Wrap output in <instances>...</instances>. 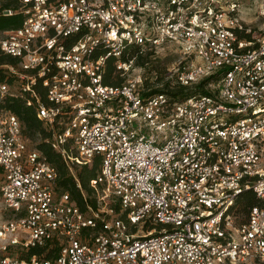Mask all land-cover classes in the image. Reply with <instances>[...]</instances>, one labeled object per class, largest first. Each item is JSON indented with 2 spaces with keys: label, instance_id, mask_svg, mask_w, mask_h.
Here are the masks:
<instances>
[{
  "label": "built area",
  "instance_id": "1",
  "mask_svg": "<svg viewBox=\"0 0 264 264\" xmlns=\"http://www.w3.org/2000/svg\"><path fill=\"white\" fill-rule=\"evenodd\" d=\"M11 1L0 12L23 21L0 31V50L18 61L8 67L19 90L0 81V103L24 98L68 164L101 163L97 207L84 211L0 108V196L12 213L0 264H264V208L236 212L245 191L264 200V28L251 36L239 2ZM170 43L184 58L176 82L216 77L208 93L143 92L130 48ZM34 246L58 251L28 260L12 250Z\"/></svg>",
  "mask_w": 264,
  "mask_h": 264
},
{
  "label": "trees",
  "instance_id": "2",
  "mask_svg": "<svg viewBox=\"0 0 264 264\" xmlns=\"http://www.w3.org/2000/svg\"><path fill=\"white\" fill-rule=\"evenodd\" d=\"M12 3L11 0H3L2 3L0 2V10L13 5ZM22 21V14L5 16L0 12V31L19 27ZM155 53L156 52L153 50H147L146 48L143 49L142 47L130 48V57L135 59V64L137 67L141 68L143 75L145 76V82L143 85L144 93H147L146 90L150 89V93H166L176 101H180L192 94L208 93V90L205 87L215 78L201 81L191 89L181 86L175 79L174 82L171 80L164 81L162 74L157 70V72H153L156 69L154 66L148 67L152 62V58L155 57ZM17 63L18 61L16 58L4 54L0 50V81H7L9 84L13 83L15 77L10 72L8 66H16ZM112 74L113 68L110 67L105 79L106 82L110 81ZM40 91L43 96L44 91ZM0 108L16 114L22 122L23 129H28L31 133L39 134L42 137L43 140L38 144V149L58 170V178L55 185L58 194L69 192L73 200H75L84 211L87 210L88 206L96 208L97 200L94 195L95 190L90 185V182L99 173V161L95 160L92 166H83L81 170L77 171V174H74L71 171V166L68 164L67 160L60 153L56 152L52 148L50 142H48V139L51 137V131L45 127L44 123L36 116L34 108L27 105L24 98L16 93L14 95H8L0 103ZM253 206L264 208V200L257 197L252 190L245 191L238 198L236 212L243 216H248ZM57 251V246L50 249L46 246H34L26 251H21L19 257L28 260L31 259L33 255L53 257Z\"/></svg>",
  "mask_w": 264,
  "mask_h": 264
},
{
  "label": "rangeland",
  "instance_id": "3",
  "mask_svg": "<svg viewBox=\"0 0 264 264\" xmlns=\"http://www.w3.org/2000/svg\"><path fill=\"white\" fill-rule=\"evenodd\" d=\"M2 1L3 0H1L0 2L2 3ZM226 1L228 2L231 0H221L223 4ZM234 1L239 2L240 16L246 22L247 26L252 28L251 36L253 37L260 36L263 33L262 31L264 28V18L259 16L258 10L260 8V5L264 3V0H234ZM0 37H1V33H0ZM153 51L156 52L155 57L152 58V62L148 67L154 66L156 69L153 72L158 71L160 74H162L164 81L171 80L172 82H174L176 74L174 73L173 68L178 66L180 61L184 60L181 47L176 43H170L165 45L161 49L160 48L157 50L153 49ZM214 78L215 79H212V81L217 79L216 77ZM18 90H19V83L17 81H13V83L11 84V91L17 92ZM0 115L1 116L3 115L2 111H0ZM23 134L24 137L26 138L27 145L30 149L38 148V144L43 140L39 134L31 133L28 129H23ZM100 159H101L100 156H96L94 161L97 160L99 161L100 164L101 163ZM92 164L93 163L88 164V166H92ZM69 165L71 166V171L74 174H77V171L81 170V168L85 166V165H80L76 162L72 163L71 160H69ZM11 215L12 213L10 212V210L4 208V205L2 203V198L0 196V223L8 219ZM12 250L15 253H17V251L19 254L21 253V251H19V248H13Z\"/></svg>",
  "mask_w": 264,
  "mask_h": 264
}]
</instances>
